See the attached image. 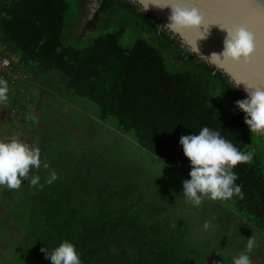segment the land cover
<instances>
[{
  "label": "trees",
  "instance_id": "16d2710c",
  "mask_svg": "<svg viewBox=\"0 0 264 264\" xmlns=\"http://www.w3.org/2000/svg\"><path fill=\"white\" fill-rule=\"evenodd\" d=\"M69 10L67 0H0V57L7 52L11 68L55 89L54 99L66 92L94 103L98 121L153 162L135 167L120 154L92 160L79 145L54 146L19 189L0 187V242L6 244L0 264H51L41 248L51 251L64 241L74 244L81 264H207L188 222L170 218L168 204L148 192L165 195L168 187L158 183L171 170L190 179L179 140L204 126L253 153L234 169L243 198L216 201L264 234V137L244 123L235 101L246 96L229 76L133 0H99L80 34L84 9L78 17ZM111 25L116 28L108 30ZM128 27L135 39L123 46ZM105 28L85 40L91 29ZM49 89L43 92L51 97ZM53 171L58 179L49 185ZM37 175L40 185L32 186Z\"/></svg>",
  "mask_w": 264,
  "mask_h": 264
},
{
  "label": "clouds",
  "instance_id": "9594fccd",
  "mask_svg": "<svg viewBox=\"0 0 264 264\" xmlns=\"http://www.w3.org/2000/svg\"><path fill=\"white\" fill-rule=\"evenodd\" d=\"M147 3L144 11L148 10ZM160 7L158 4H153ZM163 7L171 8L168 23L162 29L173 33L183 30H198V39H206L208 32L204 29V18L196 7L184 6V0H169ZM203 26V30H201ZM227 35L223 42L221 52H213L210 56L202 58L210 61H225L235 64L247 63L255 49L253 34L243 26L235 28H222ZM194 51L199 54L195 46ZM237 86L243 81H233ZM245 84V83H244ZM244 99L235 101V106L244 113V123L252 134L264 137V87L245 84ZM8 99V82L0 79V103ZM184 156L190 164V179L183 181L182 193L188 203L199 207L207 198L213 201L229 200L234 195L243 198L241 187L236 184L238 179L235 167L240 163L252 160V152L240 151L231 141L221 136L219 131L207 126L200 129L198 134L182 135L179 140ZM42 165L40 149L33 147L19 139L12 138L8 142L0 141V187L9 190L19 189L25 180L29 179L31 169H39ZM47 169L49 165L43 163ZM40 176H32V186L40 185ZM58 179L55 171L47 177L46 183L52 184ZM42 186V185H41ZM210 224L205 222L204 228ZM255 246V240L249 238L246 251L233 258V264H251L249 253ZM45 258L51 264H81L80 256L73 243L64 241L54 250L41 248Z\"/></svg>",
  "mask_w": 264,
  "mask_h": 264
},
{
  "label": "rangeland",
  "instance_id": "374dc122",
  "mask_svg": "<svg viewBox=\"0 0 264 264\" xmlns=\"http://www.w3.org/2000/svg\"><path fill=\"white\" fill-rule=\"evenodd\" d=\"M67 1L70 5L69 12L75 14V17H78L80 11L84 9V13L80 19L81 25L76 31L77 34H80L82 33L83 22L92 16L99 6V0H88L87 6L86 2L84 4V0ZM115 28L116 26L111 25L109 29H91L88 33L86 32L87 36L85 40L88 37H94L107 29L114 30ZM134 39L133 31L128 27L126 34L121 39V43L123 46H131ZM48 89L49 87L46 89L43 85L41 90ZM49 91L52 93L51 97H47L49 98V103L44 105L42 114L37 117L38 121L33 118L35 122L32 124V126H38L37 124L41 121L44 124L45 129L43 130L38 127V136H36L32 133L33 128H27L24 131V129L28 127V124L24 123L19 130L14 131L16 135L15 133L12 135L13 138L18 139L20 134L24 135L28 132L32 134L31 136L38 138V141L34 143V139L28 136V139L31 142L28 143L31 146L40 149L41 160H45L49 157L47 155L50 154L51 149L54 146H65L67 143H73L83 147L86 155L92 160L98 159L108 161L118 157V154H120L122 155L121 160H123L124 163H129L125 161L126 157H128L131 161H134V164L131 163V165L135 167L137 164H143L146 166L148 163L153 162L151 158H149V155H146L137 146L136 150H134L127 137L117 133L110 125L98 121L96 118L97 106L94 103L84 98H71L66 92L64 95L60 96L59 99L62 100L59 101L53 97L56 94L55 89H49ZM29 125L31 126V123ZM33 131H35V129ZM68 133H71L73 137L69 139L66 138ZM10 139L12 138H6L3 140L0 135V141L4 142L9 141ZM97 147L100 148V153L97 151ZM120 147L121 149H118L117 152H113V149ZM157 166L158 163L154 162L150 168H156ZM262 166L264 167V158H262ZM116 167L119 168L118 166ZM170 173V178H168L166 182H161L159 179L158 183L162 190H165V188L168 187L165 195H161L151 189L147 191L150 196L159 200L158 203L166 202L168 204L169 209L167 208V210H165L166 215L170 218L178 217L182 222H188V226L193 232V238L197 236V239H202L204 250L212 247V252L208 254L209 257H206L207 264H212L213 262L219 264V259H213L218 255L214 252L221 251V243L218 241V237L215 236L216 229H218L219 234L224 232L230 234L232 232L237 238L235 242L241 244L243 240L248 238V234H250L249 231L255 228L252 226L241 228L237 220L243 218L234 213L225 203L205 198L199 207L191 205L186 201L182 193L184 179L172 170ZM156 176L157 174L155 177ZM205 222L210 224L208 229L204 228ZM2 246H6V244L0 242V247ZM220 256L224 262L225 257H230V252L227 250L224 253H221Z\"/></svg>",
  "mask_w": 264,
  "mask_h": 264
},
{
  "label": "water",
  "instance_id": "95a60500",
  "mask_svg": "<svg viewBox=\"0 0 264 264\" xmlns=\"http://www.w3.org/2000/svg\"><path fill=\"white\" fill-rule=\"evenodd\" d=\"M138 3L144 10L147 3L158 4L160 7L153 4L148 5V14L155 17L160 21L161 25L168 23V17L171 15L170 7H163L169 2V0H133ZM184 6L196 7L199 10L204 7L217 8V7H228L235 10L241 16H249L253 19L252 34L254 36L255 49L251 55V64L246 63H231L225 61L210 62L201 56L208 57L213 52L219 53L223 49V42L227 35L226 31L221 30L219 25H209L211 23H221L216 17H205L204 29H207V38L198 39L200 32L198 30H183L179 33H173L176 35L182 43H184L191 53L196 54L198 57L213 64L216 69L223 71L229 76L231 81H243L246 82L249 87L257 86L264 87V0H184ZM251 9H255L254 16ZM201 13V12H200ZM203 30V26H201ZM195 46L199 49L197 54L194 49ZM241 83L235 88L240 90L245 96V85Z\"/></svg>",
  "mask_w": 264,
  "mask_h": 264
},
{
  "label": "crops",
  "instance_id": "0c3cea01",
  "mask_svg": "<svg viewBox=\"0 0 264 264\" xmlns=\"http://www.w3.org/2000/svg\"><path fill=\"white\" fill-rule=\"evenodd\" d=\"M4 55L11 60V57L9 56V54H7V52H5ZM3 73L4 74L0 73V79L6 80L8 82V99L6 102L0 103V135L2 136L3 140L6 138H13L12 135L15 133L14 131L19 130L22 124L27 123L28 127H26L24 131L27 128H33V130L35 129V131L32 130V133L38 136V127L44 130V124L40 121L37 124L38 126H32V124L30 126L28 119H30L33 123L35 122V120L38 121L37 117L42 114L44 105H46V103H49V98L47 97H49L50 95L48 94L47 96L46 93L43 92L44 90H41L42 86L38 85L33 77L29 78L25 75V73L20 72L13 67L8 72ZM31 135L32 134L28 132L24 135L20 134L18 139L24 143L29 144V136L34 139V143L37 142L38 138ZM237 222H239L241 228H248L252 226L244 219H238ZM249 233L250 234H248V238L243 240L242 243L239 244L238 242H235L237 238L232 232L230 234L227 232L219 234L218 229H216L215 236L218 237V241H220L221 243V251L214 252L218 255L213 259H219V264H233V258L246 251L248 239L251 237L255 240V246L249 253L251 264H264V234L258 231L256 228L251 229ZM193 240L197 241L198 243H203L202 239H197V236H195ZM211 249L212 247L205 250L206 255L212 252ZM227 250L230 252V257H225V260L223 262L220 254L224 253ZM212 264L216 263L213 262Z\"/></svg>",
  "mask_w": 264,
  "mask_h": 264
},
{
  "label": "snow or ice",
  "instance_id": "6c2138e0",
  "mask_svg": "<svg viewBox=\"0 0 264 264\" xmlns=\"http://www.w3.org/2000/svg\"><path fill=\"white\" fill-rule=\"evenodd\" d=\"M264 7V6H262ZM202 17L205 19V17H216L219 21L222 22L223 26H221V23H211L209 25H219L222 28H235V27H246L250 32H252V26H253V19L249 16H241L238 14L235 10L230 9L228 7H217V8H209V7H202L200 9ZM251 12L254 16L255 9H251ZM207 26V29L209 27ZM206 29V30H207ZM254 34V33H253ZM246 64H251V57L249 58V61ZM246 83V82H244Z\"/></svg>",
  "mask_w": 264,
  "mask_h": 264
},
{
  "label": "built area",
  "instance_id": "2783aa9c",
  "mask_svg": "<svg viewBox=\"0 0 264 264\" xmlns=\"http://www.w3.org/2000/svg\"><path fill=\"white\" fill-rule=\"evenodd\" d=\"M11 69V60L8 57H0V72H8Z\"/></svg>",
  "mask_w": 264,
  "mask_h": 264
}]
</instances>
